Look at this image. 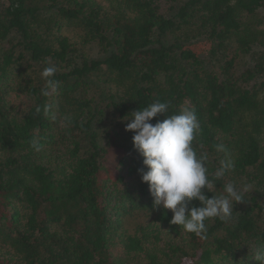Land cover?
<instances>
[{"label": "trees", "instance_id": "trees-1", "mask_svg": "<svg viewBox=\"0 0 264 264\" xmlns=\"http://www.w3.org/2000/svg\"><path fill=\"white\" fill-rule=\"evenodd\" d=\"M262 12L264 0H0V264H257ZM46 66L57 68L48 96ZM157 100L169 104L167 115L195 110L210 172L223 144L234 159L226 180L254 187L231 222H207L206 240L171 225L170 211L153 210L141 183L142 157L123 118ZM135 210L166 229L161 247L159 236L149 247L120 232Z\"/></svg>", "mask_w": 264, "mask_h": 264}, {"label": "clouds", "instance_id": "clouds-1", "mask_svg": "<svg viewBox=\"0 0 264 264\" xmlns=\"http://www.w3.org/2000/svg\"><path fill=\"white\" fill-rule=\"evenodd\" d=\"M56 72L55 66H46L40 72L44 96L56 92ZM168 110L169 104L159 100L138 108L123 118L128 121L124 130L133 134L132 148L142 157V167L137 171L141 183L148 186L153 210L170 211L171 225L182 227L185 233L203 241L207 239V222L214 219L231 222L233 206L244 202L251 193V185L226 180L234 169V159L223 144L216 145V152L223 153V158L210 172L207 154L197 150L201 124L193 108L182 107L178 114L172 115H167ZM159 115L166 118L153 124ZM64 119L70 123L67 117ZM217 182L222 186L218 191ZM202 190L212 193L211 198ZM194 200L199 207L190 206ZM254 259L257 264H264V248L257 250Z\"/></svg>", "mask_w": 264, "mask_h": 264}, {"label": "rangeland", "instance_id": "rangeland-1", "mask_svg": "<svg viewBox=\"0 0 264 264\" xmlns=\"http://www.w3.org/2000/svg\"><path fill=\"white\" fill-rule=\"evenodd\" d=\"M262 13L264 14V12ZM15 38H16L15 36H11L10 41L15 42L14 41ZM2 46L8 47L9 44L7 42H4ZM248 61H249V57L241 58V62L243 64L247 63ZM96 82L99 83V81L97 80ZM99 84L102 85L101 87L105 89L106 87H108L106 86V84L103 83H99ZM11 99L14 102V105L19 106L21 104V100L23 99V96L22 94L15 91L14 94H12ZM246 183L250 184L251 187L254 188L250 182H246ZM121 221L122 222H121L120 232L122 234H126L127 236H132V237L138 236L143 239L144 244L147 246L152 245L154 243L153 238L156 236L160 237L158 239L159 242H157V246L159 247H161L164 244V242L167 240L165 236L166 229H164L155 221V218L153 215H151V213L149 214L143 210L140 211L135 210L129 214L124 215Z\"/></svg>", "mask_w": 264, "mask_h": 264}]
</instances>
